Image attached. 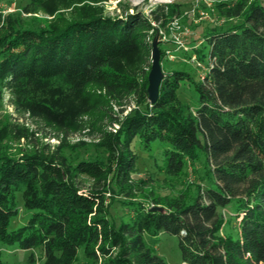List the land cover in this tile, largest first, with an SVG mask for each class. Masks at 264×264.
Instances as JSON below:
<instances>
[{
	"label": "trees",
	"instance_id": "obj_1",
	"mask_svg": "<svg viewBox=\"0 0 264 264\" xmlns=\"http://www.w3.org/2000/svg\"><path fill=\"white\" fill-rule=\"evenodd\" d=\"M22 1L21 14L0 11V89L11 93L17 110L66 128L61 114L31 98L38 84L58 85L70 96L91 84L111 94L122 91L134 96L137 110L113 118L117 128L100 131L96 146L104 160L73 165L63 141L32 147L18 158L0 152V264L1 246L15 244L23 251L42 250V264H71L80 249L94 264H166L144 239L161 233L178 238L182 264H264V0L216 2L219 17L241 18L240 25L207 36L202 80L187 72L165 75L153 104L146 76L135 83L112 68L145 45L149 25L140 15L96 16L41 29L27 26L21 15L36 14L47 0ZM184 81L198 94L195 109L178 98ZM135 139L144 150L154 141L168 145L161 170L169 177L182 175L202 155L211 181L198 187L190 203L185 196L167 206L156 202L162 212L133 204L131 220L115 226L106 194L112 184L125 195L138 188L131 184ZM83 178L92 182L88 189ZM20 191L31 215L9 231ZM231 204L239 217L237 238L219 235L220 210ZM27 264H34L33 254Z\"/></svg>",
	"mask_w": 264,
	"mask_h": 264
},
{
	"label": "rangeland",
	"instance_id": "obj_2",
	"mask_svg": "<svg viewBox=\"0 0 264 264\" xmlns=\"http://www.w3.org/2000/svg\"><path fill=\"white\" fill-rule=\"evenodd\" d=\"M220 1L225 0H47L36 14L21 16L26 19L27 26L42 29L50 25L60 28L68 22L96 16L116 18L138 14L149 25V29L144 31L146 39L142 40L145 45H137L112 68L128 74L135 83L142 82L150 71L151 42L158 33L163 74L187 72L193 80L200 81L207 71V36L239 26L242 21L241 18L225 20L219 17L215 3ZM23 5L22 0H0V11L3 14H21ZM30 92L31 98L61 114L59 121H65L66 128L17 110L11 93L0 89V152L6 156L18 158L32 147L48 145L53 148L63 141L62 144L68 145L63 153L73 165L81 160H104L103 151L96 146L100 131L117 128V125H111L113 118L121 120L137 110L132 94H122V91L111 94L93 84L88 85L80 95L70 96L67 90L55 84L48 89L38 84ZM119 94L121 97H118ZM178 98L192 109L198 106V94L189 82L180 83ZM18 129H24L28 135L20 137ZM168 148L165 143L154 141L144 150L138 139L133 141L131 149L137 155V163L131 175V184L133 188H138L125 195L112 184L106 194L109 219L115 226L131 220L134 216L133 204L150 208L158 202L167 206L184 196L185 203H190L198 187L210 183L202 155L196 163L188 162L182 175L166 176L161 166L163 153ZM83 182L86 189L92 184L87 178H83ZM16 201L17 216L11 219L9 231L25 225L31 215L24 207V191L16 193ZM236 212L233 204L220 210V236L238 237L239 217ZM144 239L166 264H182L176 236L161 233L156 237L146 235ZM1 254L4 264H27L30 254L34 256V264L43 263L42 250L23 251L17 244L2 245ZM71 264L94 263H90L84 249H80ZM96 264L112 262L103 259Z\"/></svg>",
	"mask_w": 264,
	"mask_h": 264
},
{
	"label": "water",
	"instance_id": "obj_3",
	"mask_svg": "<svg viewBox=\"0 0 264 264\" xmlns=\"http://www.w3.org/2000/svg\"><path fill=\"white\" fill-rule=\"evenodd\" d=\"M159 40H160V36L157 33L151 42L152 62H151L150 71L147 76L148 85L146 89L147 95H148V102L150 104L155 103L156 100L158 99L159 87L165 76L162 72L161 65H160V52L158 49ZM149 210L162 212L163 208L159 206H152L149 208Z\"/></svg>",
	"mask_w": 264,
	"mask_h": 264
}]
</instances>
